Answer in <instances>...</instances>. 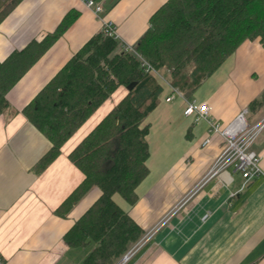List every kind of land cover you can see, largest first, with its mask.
<instances>
[{
    "label": "crops",
    "instance_id": "0c3cea01",
    "mask_svg": "<svg viewBox=\"0 0 264 264\" xmlns=\"http://www.w3.org/2000/svg\"><path fill=\"white\" fill-rule=\"evenodd\" d=\"M114 1H100L105 12L99 17L83 0H22L0 24L2 62L54 33L70 12L78 14L9 92L11 109L0 116V260L4 264H73L77 257L64 236L101 193L93 189L67 218L55 214L85 179L68 156L127 91L119 88L41 172L36 166L52 143L23 110L101 32L102 19L115 24L122 47L134 46L148 30L152 15L168 0H119L108 8ZM163 86L160 104L146 121L151 124L150 174L137 190L139 200L130 206L120 195L114 196L145 231L143 238L151 234L128 264H264V176L253 178L245 188L244 178L233 168L209 176L225 140L210 132L208 120L185 117L182 98L174 105L167 102L171 89ZM263 91L264 47L257 40L244 43L193 99L208 104L210 120L221 128L245 108L254 125L264 120V107L258 111L249 107ZM166 133L172 136L170 148L161 145ZM163 149L183 151L158 164ZM253 150L261 156L264 169V129Z\"/></svg>",
    "mask_w": 264,
    "mask_h": 264
},
{
    "label": "trees",
    "instance_id": "16d2710c",
    "mask_svg": "<svg viewBox=\"0 0 264 264\" xmlns=\"http://www.w3.org/2000/svg\"><path fill=\"white\" fill-rule=\"evenodd\" d=\"M3 1L0 24L22 0ZM77 18L76 12H70L54 33L0 62V116L11 109L9 92ZM257 40L264 47V0H168L152 15L148 30L134 46L157 72H169L173 88L193 100L203 83L244 43ZM132 83L137 85L129 91ZM121 87L126 96L69 154L85 179L55 212L67 218L93 189L100 191L64 236L71 249L91 248L82 264H115L145 235L114 196L120 195L130 206L139 200L137 190L150 174L151 124L146 121L159 106L164 86L144 71L134 53L100 32L23 110L52 143L36 166L41 172ZM262 107L264 91L249 109Z\"/></svg>",
    "mask_w": 264,
    "mask_h": 264
},
{
    "label": "built area",
    "instance_id": "2783aa9c",
    "mask_svg": "<svg viewBox=\"0 0 264 264\" xmlns=\"http://www.w3.org/2000/svg\"><path fill=\"white\" fill-rule=\"evenodd\" d=\"M83 2L91 8L99 17L105 12V7L101 2L95 0H83ZM106 36L118 40V30L115 24L111 21L102 19V28ZM123 50L134 53L140 63L141 67L148 74L153 76L160 75L152 65L139 54L135 46L124 45ZM181 96L185 101L186 107L184 115L188 118H194L195 122L201 120H208L210 124V132L219 134L226 142L224 151L216 160L209 176H214L228 168H233L236 172L240 173L245 182V188L250 180L258 176H264V169L261 168V156L253 150L254 143L258 136L264 129V120L258 124L252 125L248 121L249 110L243 109L237 118L228 126L221 128L216 122L210 120V107L208 104H199L197 100H188L179 90L171 86V94L167 97V102H172L176 97ZM207 140L206 143H209ZM151 234L145 236L142 240L136 243L124 256H122L115 264H128L139 249L150 239ZM0 264H4L0 260Z\"/></svg>",
    "mask_w": 264,
    "mask_h": 264
},
{
    "label": "rangeland",
    "instance_id": "374dc122",
    "mask_svg": "<svg viewBox=\"0 0 264 264\" xmlns=\"http://www.w3.org/2000/svg\"><path fill=\"white\" fill-rule=\"evenodd\" d=\"M4 2L5 1L2 2V0H1L0 6H2V4H4ZM158 73L160 75H156L155 77H157L162 84H164L165 86H168V88L171 89L169 72L166 69H162V70L158 71ZM180 99H181V96H178L172 102H170V104L174 105L177 102H179ZM163 103H164V97H163ZM171 138H172V136L170 134H167V133L164 134V142L161 144L162 147H163L164 144L167 143V148H170L168 146H170V142H172L170 140ZM172 144H173V146H175L174 143H172ZM182 151L183 150L178 151V152L181 154ZM178 152L176 150H172L171 151L170 149H168V151H166L164 149L162 150V152L159 151L160 155L158 154L159 156L157 157V159H158L157 163L159 164V162H168V161H170L171 158H173ZM162 164H165V163H162ZM90 249L91 248H78V249H76L77 250V257L74 258L73 264H82L84 257L89 253ZM76 258L78 259L77 261H76ZM81 258H82V260H81Z\"/></svg>",
    "mask_w": 264,
    "mask_h": 264
},
{
    "label": "water",
    "instance_id": "95a60500",
    "mask_svg": "<svg viewBox=\"0 0 264 264\" xmlns=\"http://www.w3.org/2000/svg\"><path fill=\"white\" fill-rule=\"evenodd\" d=\"M136 85H137L136 83H132L131 85L128 86L127 89H128L129 91H132V90L136 87Z\"/></svg>",
    "mask_w": 264,
    "mask_h": 264
}]
</instances>
